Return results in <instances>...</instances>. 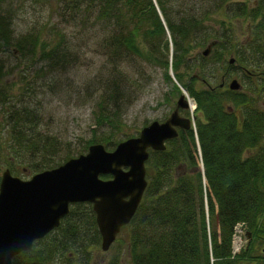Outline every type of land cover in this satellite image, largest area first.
Returning <instances> with one entry per match:
<instances>
[{
    "label": "trees",
    "instance_id": "obj_1",
    "mask_svg": "<svg viewBox=\"0 0 264 264\" xmlns=\"http://www.w3.org/2000/svg\"><path fill=\"white\" fill-rule=\"evenodd\" d=\"M54 1L57 4L55 13L66 17L67 22L83 24L90 15V22L102 21L109 31L102 40L104 46L124 48L160 65L163 78L167 80L168 66L173 71V78L188 90L196 104L195 109L204 113L205 119H197L195 124L197 146L193 141L194 132L187 127L177 128L176 137L168 138L162 150L147 149L148 158L143 163L146 187L130 220L121 225L124 237L115 236L113 241L119 249L126 247V263L264 264L261 250L264 246V110L255 107L258 98L251 96L248 105L251 108L242 114L243 120H233V113L214 109L221 104L218 96L208 90L201 91L198 87L192 90L190 87L196 80L193 74L204 76L202 64L208 60L207 55L203 58L200 53L192 60L188 59L186 54L193 48L191 44L194 42L193 46L203 49L205 43L217 37L208 34L202 24L208 12L202 11L199 18L193 14L183 15L175 21L167 16L164 0H154L172 42L170 48L173 52L168 62L165 54L162 59L158 58L168 42L152 0ZM228 1L214 0L215 12L220 10L223 18L232 11L245 14L243 2L231 8ZM2 2L4 0H0V51L5 53L15 49L19 56L30 57L38 47V56L46 60L47 66L63 67L67 60L63 33L57 32L56 40L46 42L32 33L13 38L9 25L11 19L2 13ZM253 9L257 12L254 17L258 18L256 3L246 13L252 15ZM259 18L261 20L257 22ZM259 18L250 27V37L237 43L238 47L237 44L233 46L232 56L238 64L249 69L250 78L262 75V70L251 67L256 69L264 64V13ZM220 41L214 42L210 53H223L221 49L224 51L226 45L218 46ZM139 42L144 45L142 51ZM3 61L0 58V169L7 167L15 176L31 175L55 166L68 154L60 158L57 154L54 156L57 140L37 127L40 120L36 119L35 108H29L24 100L7 103L8 92L1 79L5 73ZM184 75L189 84L181 79ZM261 79L264 84L263 77ZM172 88L178 90L175 84ZM107 94L112 96L113 92ZM96 104L99 107L96 114L98 124L107 123L115 128L119 124L113 114L115 105L112 104L114 109L108 111L101 101ZM112 136L107 133L101 138L87 139L83 146L86 148V144L98 141L105 148L112 149L117 141ZM195 146L200 152L201 170H198ZM179 166L182 169L178 171ZM68 208V213L60 218L56 227L34 240L28 250H20L11 257L12 264L49 263L55 254L59 264H85L83 255L89 253L88 248L99 243L92 209L86 202L69 204ZM243 223L251 235L249 242L232 253L233 227ZM97 264H118V257L112 256Z\"/></svg>",
    "mask_w": 264,
    "mask_h": 264
},
{
    "label": "rangeland",
    "instance_id": "obj_2",
    "mask_svg": "<svg viewBox=\"0 0 264 264\" xmlns=\"http://www.w3.org/2000/svg\"><path fill=\"white\" fill-rule=\"evenodd\" d=\"M213 2L214 0H164V6L169 19H175V21H178V18L183 15L193 14L199 18L203 14L202 11L208 12L206 18L203 17L205 20L202 24L211 35L219 30L216 22L228 21L232 27L233 46L250 37L251 25L255 20H258L260 14L264 13V0H229L228 4L231 8H234L235 4L243 2L246 11L256 3L259 6V16L258 18L254 17L257 12L253 9L252 15L246 11L243 15L232 11L226 15L228 18H223L220 10L215 12ZM56 6L54 0H4L1 3L2 13L5 12L11 19L9 25L12 27L13 38H18L21 34L32 33L46 42L56 40L57 32L63 33L67 55L63 67L55 69V66L51 68L47 66L46 60L38 56L40 51L38 47L30 57L28 55L19 56L15 49L5 53L0 51V58L4 59L5 68L1 79L5 82L4 89L8 92V97L12 99L7 98V103L13 100H24L29 108L36 109V119L40 120L37 127L57 140L55 143L58 146H56L57 150L54 156L57 154L60 158L68 154L66 157H72L78 152L82 153L86 150L83 146L85 140L101 138L107 133H111L115 141L125 139L127 136H135L137 129L146 125L148 121H161L170 113L178 94L173 91L172 87L174 84L176 86V83L180 87L183 85L172 78V70L168 71L166 67L169 75V80H167L163 78L164 71L160 65L146 61L134 53H129L124 48L116 49L104 46L102 40L108 36L109 31H106V25L102 21L90 22L92 18L90 15V18L83 24H78L77 21L67 22L66 17L63 18L56 14ZM260 20L259 18L257 22ZM164 30V37L168 45L165 50L161 49L158 58L162 59L165 54L166 60L170 62V55L173 52L170 48L172 42L169 40V32L165 27ZM193 43L191 44L193 48L186 54L187 58L191 60L202 49L193 46ZM138 44L142 51L143 43L139 42ZM202 68L205 69V74L212 82L217 80V74L221 73L214 64L204 63ZM251 69L262 70L261 74H264L263 63L256 69L255 67H251ZM185 76H182L181 79L184 80ZM229 76L239 80L240 91L245 93L249 91L250 95L258 98L254 105L257 109L264 110V84L261 79V77L264 79V75L258 74L256 77L245 79L235 70L231 71ZM109 92H113V95L108 96ZM186 100L187 103H192L188 95ZM99 101L108 108V111L114 109L111 108L112 104L115 105L116 112L113 114H116L119 123L115 128L110 127L107 123L98 124L96 114L99 107L96 103ZM249 107L251 108V106ZM245 111L248 110L245 109ZM182 113L184 116L187 115V112ZM195 124L196 120H193L189 126L194 135ZM195 136H193V141H195ZM195 145L197 146V142ZM64 160L62 159L60 162ZM198 162V169H201L200 159ZM179 168L181 170L182 166L176 170L179 171ZM189 168L187 167L188 170ZM16 175L19 178L28 176ZM123 231L121 229L116 237L123 238ZM237 235L238 233L232 241L238 243L239 238L243 242L242 233L241 236ZM125 251L126 247L122 246L119 249L117 243L112 242L106 251L100 250L98 245L91 246L88 248L89 253L83 257L86 259L85 264L102 263L112 256L118 257V264H127ZM55 255L51 259L52 261L44 264H59V258ZM76 257L79 258L77 255Z\"/></svg>",
    "mask_w": 264,
    "mask_h": 264
},
{
    "label": "water",
    "instance_id": "obj_3",
    "mask_svg": "<svg viewBox=\"0 0 264 264\" xmlns=\"http://www.w3.org/2000/svg\"><path fill=\"white\" fill-rule=\"evenodd\" d=\"M206 50L205 47L202 53ZM236 82L233 80L230 86L235 88ZM183 96V92L177 96L176 106H186ZM176 106L165 120L148 121L138 128L135 136L117 140L110 150L98 141L86 144L84 152L26 178L3 168L0 172V264H12L11 257L20 250H28L34 240L56 227L68 213V205L78 201L89 202L98 232V248L106 251L121 225L130 220L146 187L143 162L148 157L147 148L162 150L163 141L176 136L175 127L186 129L190 123L179 117ZM238 229L243 231L244 241L248 243L251 235L245 224ZM261 250L264 252V246Z\"/></svg>",
    "mask_w": 264,
    "mask_h": 264
},
{
    "label": "flooded vegetation",
    "instance_id": "obj_4",
    "mask_svg": "<svg viewBox=\"0 0 264 264\" xmlns=\"http://www.w3.org/2000/svg\"><path fill=\"white\" fill-rule=\"evenodd\" d=\"M216 24L219 27L218 32L215 33L217 37H214L213 40L209 41L208 43H205L203 49H201V51L199 52L200 53L199 55L203 58L207 55V57H208L207 59L210 60L211 62H208L205 59L203 64L204 63H208L209 65L214 64V65H216L217 68H219L221 73L217 74L218 79L213 81V82L208 79L207 74H204V76H202V77H199L198 75L193 74L192 76L196 80L194 81L193 85L190 87L192 88V90H194L197 87H198L197 89L201 90V91L208 90L213 95L218 96L219 99L221 100V104H217L214 109H218V110H220V112H225V113L231 112V113H233L232 114L233 120H238V119L243 120L242 114L248 112V111L246 112L245 109H247V110L250 109V107L248 105L250 102V97L252 95H250V93H248L249 91H247V93L240 91L239 80L237 78L230 77L229 74L231 73V71L237 70L241 77H243L245 79L246 78L249 79L250 78L249 77L250 71H249V69H247V67H243L242 65L238 64V60H236V58H234L232 56L234 48L232 47L233 46V43H232L233 39L231 37V35H232V33H231L232 27H230L231 23H229L226 20H223V21L216 22ZM218 40H221L219 42L218 46H221V44L226 45V46H224V47H226L225 50L223 51V49H221L223 52L222 54L217 53V51H216V53L214 52V54L210 53L212 50L211 46L214 44L215 41H218ZM205 47L207 50H206V52L202 53ZM218 49H220V48L218 47ZM241 49L242 48H240L239 50H241ZM226 54H227V56H225ZM242 55L245 56V53H242ZM230 59H231V61H229ZM186 77L187 76H185L184 80L187 81V83H188L189 80ZM233 80L237 81L235 88H232L230 86V83ZM176 87L178 90L173 89V91H176L178 94L175 97L174 106H172L170 113H168L166 115V117L170 116L172 109L176 106V98L178 95L181 94V92H186L187 95L189 96L188 90L186 89V87H184V85H181V87H180V86H178V83H177ZM243 93H245V94H243ZM252 97H254V95ZM189 98L194 103V105L190 109H189L187 102H186V106H184V107H182L181 105L176 106L175 111L177 112L179 117L185 118L186 120L187 119H189V120H197V119L204 120L205 119L204 113H202L197 108L195 109L196 104H195L194 100L190 96H189ZM242 99H244V100L242 101ZM237 101H240V102L242 101V102L240 103ZM227 102H229V104H226ZM182 112H185V113L187 112V115L184 116V114ZM166 117H164L162 120H165ZM177 128H180V127H177ZM177 128H175L176 131H177ZM180 129H182V128H180ZM167 139L164 140L165 145L167 143Z\"/></svg>",
    "mask_w": 264,
    "mask_h": 264
},
{
    "label": "built area",
    "instance_id": "obj_5",
    "mask_svg": "<svg viewBox=\"0 0 264 264\" xmlns=\"http://www.w3.org/2000/svg\"><path fill=\"white\" fill-rule=\"evenodd\" d=\"M236 231V228H235ZM236 237V236H235ZM238 238V237H237ZM239 240V239H238ZM241 245V242L238 241V243H236V241H233V247H232V251L236 250L239 246Z\"/></svg>",
    "mask_w": 264,
    "mask_h": 264
},
{
    "label": "bare ground",
    "instance_id": "obj_6",
    "mask_svg": "<svg viewBox=\"0 0 264 264\" xmlns=\"http://www.w3.org/2000/svg\"><path fill=\"white\" fill-rule=\"evenodd\" d=\"M190 101V100H189ZM189 106V105H188Z\"/></svg>",
    "mask_w": 264,
    "mask_h": 264
}]
</instances>
